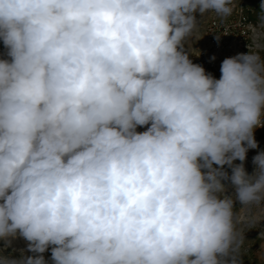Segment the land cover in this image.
Returning <instances> with one entry per match:
<instances>
[{
  "label": "clouds",
  "instance_id": "1",
  "mask_svg": "<svg viewBox=\"0 0 264 264\" xmlns=\"http://www.w3.org/2000/svg\"><path fill=\"white\" fill-rule=\"evenodd\" d=\"M235 7L0 0V239L33 253L0 264H46L50 246L53 264H243L241 214L264 220V151L252 174L233 162L258 148L264 57H227L216 79L184 50L197 13Z\"/></svg>",
  "mask_w": 264,
  "mask_h": 264
},
{
  "label": "rangeland",
  "instance_id": "2",
  "mask_svg": "<svg viewBox=\"0 0 264 264\" xmlns=\"http://www.w3.org/2000/svg\"><path fill=\"white\" fill-rule=\"evenodd\" d=\"M236 5L244 3L250 10L249 15L250 17L259 24V16H260V4L264 3V0H235ZM235 10V8H234ZM234 10L232 15L221 18V19H231L234 15ZM197 21H201L197 31L193 34V37L190 38L188 44L185 45V51L189 54V58L192 61L194 55L198 52L204 42V28L207 22L211 19H220V17L216 16L215 14H208L203 19L199 13L196 14ZM261 36L262 41L264 42V29H261ZM6 49L3 45V41L0 40V59L7 58L6 56ZM147 126L138 127L137 131L142 132L146 130ZM254 137L258 143V148L256 149H249L246 155V160L241 162L239 160L234 161V164L243 163L246 172L252 174L254 171V164L252 162L253 157L258 154L260 151H264V127H257L254 130ZM225 170L231 174V169L225 165ZM226 184L227 193L228 195H232L234 193L233 187L228 183ZM243 207L238 201L234 203V211L238 212L239 209ZM259 213V209L253 207L251 210H245L242 215V221L239 227L243 229V236H244V244L241 248V255L243 264H260L258 260L257 252L260 250V244L264 243V236H261V232H264V220H261L259 224L252 225L250 223L253 216ZM27 241L23 238H16L11 241V245L9 247H5V241L0 239V254L5 256L11 255L13 257L19 258L20 251L22 249L25 250L24 254L26 256H31L33 253L26 251ZM45 257L46 264H53L51 260V246L50 248L42 254Z\"/></svg>",
  "mask_w": 264,
  "mask_h": 264
},
{
  "label": "built area",
  "instance_id": "3",
  "mask_svg": "<svg viewBox=\"0 0 264 264\" xmlns=\"http://www.w3.org/2000/svg\"><path fill=\"white\" fill-rule=\"evenodd\" d=\"M249 10L244 3H241L236 5L231 19L209 20L204 28L203 45L194 55L192 62L202 65L206 73H211L216 79H219L220 65L227 57H233L240 53L246 54L249 52V47L264 57L261 29L250 17ZM249 25L257 27L258 36L255 40ZM216 36H220L219 41ZM213 56L215 60L210 59Z\"/></svg>",
  "mask_w": 264,
  "mask_h": 264
}]
</instances>
